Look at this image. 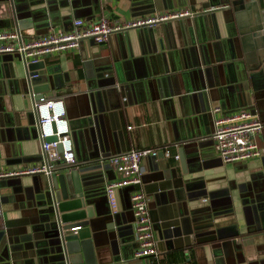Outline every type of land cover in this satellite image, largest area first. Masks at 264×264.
<instances>
[{"label": "crops", "instance_id": "crops-1", "mask_svg": "<svg viewBox=\"0 0 264 264\" xmlns=\"http://www.w3.org/2000/svg\"><path fill=\"white\" fill-rule=\"evenodd\" d=\"M30 1V7L18 13L23 19L21 38L26 41L66 30L74 19L134 20L176 9L200 12L149 28L147 36L133 29L114 34L100 45L85 42L78 50L46 56L47 74L40 82L51 79L53 87L44 99L63 100L70 122L84 116L96 96L107 89L125 90L131 150L169 152L171 158L165 157L161 164L166 168L165 163L172 162L187 184L184 205L193 229L191 246L167 249L159 221L153 223L157 249L165 264H264V153L244 163L224 164L212 139L214 107L226 114L254 107L264 124V77L237 52V23L227 25L223 11L206 13L220 1L166 0L161 10L156 0H79L77 8L72 4L76 0ZM27 2L16 0L18 5ZM14 17L10 0H0V32H17ZM216 23L219 35L213 30ZM27 72V66L11 54L0 55V170L47 163ZM70 130L76 163L56 165H94L110 152L104 129L93 134L89 128ZM256 142L264 150V132ZM181 150L186 174L176 158ZM149 163V158L142 162L144 174ZM108 169L111 179L103 171L105 182L99 186L96 217L90 226L98 264H134L137 243L131 195L138 189L145 192V186L117 190L114 212L106 188L117 176L113 168ZM46 177L39 173L7 180L15 184L7 186L6 196L0 195V264H66L55 252L56 225L38 206V183H44ZM152 211L158 220L153 197L149 202ZM29 236L35 247L11 250L30 244L26 243ZM145 263L154 264L151 260Z\"/></svg>", "mask_w": 264, "mask_h": 264}, {"label": "water", "instance_id": "water-1", "mask_svg": "<svg viewBox=\"0 0 264 264\" xmlns=\"http://www.w3.org/2000/svg\"><path fill=\"white\" fill-rule=\"evenodd\" d=\"M79 0L73 1V7L79 6ZM224 6H212L209 15L219 11L224 12L225 22L237 23L239 40L237 47L240 49L239 55L248 63L254 64L255 69L262 78L264 77V0H219ZM30 0L26 4L18 5L16 0H10L11 9L14 11V25L17 32L23 35L20 30V23L23 19L18 13L30 7ZM166 0H156L157 9L161 10ZM210 7V6H208ZM77 18V17H75ZM227 27V26H226ZM138 29L144 32L147 30ZM220 34L219 25L216 23L213 30ZM229 31V26L227 27ZM24 40V38H23ZM20 62H23L28 68L27 76L30 85V94L32 95L33 105L44 100V94L53 87L50 79L49 83L40 82V78L47 74L44 60L37 63H28L26 59L18 54L12 55ZM33 75H38L34 78ZM126 97L123 88L111 87L105 94L97 95L92 106L87 108L84 116L69 122L70 129L89 128L93 133L97 130L105 131V137L109 144L110 152L101 157L100 163L94 165H85L83 167L57 165L49 174H47L44 183H38L39 194H37L38 206L45 211L49 221L56 225L57 241L55 252L62 255L66 264H98L97 251L91 232V220L96 217L98 202L95 200L100 194L99 186L105 182L102 179L103 171L112 168L108 160L110 157L125 153L131 150L129 141L128 127L125 120L126 108L129 104L124 101ZM255 112L254 107L247 108ZM36 110V107H35ZM214 115V114H213ZM54 141L55 138H51ZM61 151V147H59ZM180 163L183 174L187 173L185 156L179 151ZM163 154L150 159L149 167L142 176V184L145 186V192L149 199L154 198L157 206L158 220L156 211L150 213L152 223L159 221L162 240L166 243L167 249H184L191 246V236L193 229L191 221L186 216L184 203L188 201L187 184L184 178L178 176L176 167L172 162L165 163L166 168L161 164L164 160ZM221 160V159H220ZM222 162V160H221ZM264 169V158L262 159ZM173 166V167H172ZM113 172V171H112ZM109 176V171L106 172ZM19 178L11 177L0 179V195L8 194L7 180ZM109 179L110 176H109ZM11 192H9L10 194ZM95 201V202H93ZM2 200L0 198V205ZM81 227L79 230H72L74 227ZM2 232L0 233V240ZM20 247H11L15 249H32L35 247L33 237L26 238V243Z\"/></svg>", "mask_w": 264, "mask_h": 264}, {"label": "built area", "instance_id": "built-area-1", "mask_svg": "<svg viewBox=\"0 0 264 264\" xmlns=\"http://www.w3.org/2000/svg\"><path fill=\"white\" fill-rule=\"evenodd\" d=\"M199 13L191 9H176L170 12H154L134 20L103 18L97 22H87L83 19H74L66 30L50 31L27 41L23 40L20 33L16 31H1L0 55L18 54L28 60V63L35 64L48 55L78 50L85 42L91 41L100 45L117 33L153 28L169 21L195 17ZM36 77L38 75L34 76ZM35 107L39 135L47 163L19 170H0V179L39 173L49 174L56 168L55 162L68 165L76 163L69 120L63 100L44 99L36 103ZM213 114L215 132L212 139L215 151L224 164L244 163L262 157L264 150L259 147L256 139L264 132V124L256 113L244 109L226 114L220 107H214ZM51 138L55 140L51 141ZM160 154L171 158L167 151L152 149H133L109 158L108 162L117 177L107 185L106 195L114 212L117 207L115 192L125 187L142 185L143 160L157 157ZM176 158L179 159V157ZM149 202V197L141 189L135 190L131 195L134 214L133 228L137 243L134 264H146L147 260H151L154 264H165L157 249ZM79 229H81L80 226L72 230Z\"/></svg>", "mask_w": 264, "mask_h": 264}]
</instances>
